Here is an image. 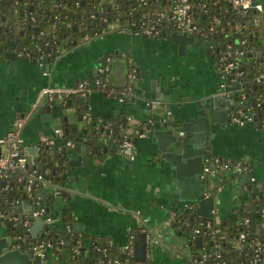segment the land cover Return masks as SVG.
<instances>
[{"label":"crops","instance_id":"crops-1","mask_svg":"<svg viewBox=\"0 0 264 264\" xmlns=\"http://www.w3.org/2000/svg\"><path fill=\"white\" fill-rule=\"evenodd\" d=\"M259 1L263 5L264 23V0ZM16 24L15 21V27ZM72 41H76L75 44ZM196 41L198 44L186 45L185 52L180 53L178 45L166 35H136L108 30L93 37H82L79 32L74 39L65 43L61 56L52 59L49 65L20 58L1 61L0 137L12 127L16 114L32 109L43 86L68 87L86 78L93 81L106 55L125 53L139 71L132 99L120 102L116 96L94 88L85 99V105L97 120H126L125 131L132 135L134 145L133 158L129 159L115 149H106L98 144V153L92 157L89 166L75 168L79 181L73 184L79 193L71 195L70 200L65 198L60 205L55 204L52 197H46L45 207L49 208L47 217L51 219V224L47 231H36L35 237L28 232L30 240L44 239L49 233L58 236L69 226V231L84 247L81 260L85 259V264H115L104 260L107 249L111 255H117V264H132V261H138L133 256H124L122 249L130 237L148 229L155 235V240L152 239L147 245L146 252L152 264H192L188 258L184 232L175 231L169 220L171 212L182 208L181 202H174L179 191L174 188L170 173L155 160L153 153L156 142L150 131H145L144 136H136L133 132L142 124L146 128L149 124L156 125L159 117L174 114L184 104L194 106L195 102L204 103L215 96L225 97L220 87L224 81L223 72L208 44ZM125 76V59L113 57L110 71L112 86H123ZM230 98L225 97L226 100ZM40 105L49 104L41 100L37 107ZM72 108L75 109V106L65 107L68 122L62 125L61 135L54 130V125L58 123L56 118L52 123L44 122V117L35 112L24 125L21 134L30 167L35 164L39 169L42 165L40 152L43 137L53 145L66 137L64 128L68 129L72 138L78 134L72 128H77V131L84 129L86 122H78L74 118L81 114L68 112ZM33 147L37 148L36 158L30 152ZM207 151L217 157L254 162L253 174L258 183L264 182V128L252 124L241 127L232 125L227 115L226 123L211 124ZM244 183L245 178H242L226 181L220 186V191L214 195L215 206L218 207L216 218H232L233 208L244 194ZM49 191L42 186L40 197ZM55 191L50 192L53 195ZM22 193L18 191L16 195L17 205H20ZM25 203L30 201L26 199ZM21 208L25 216L28 209L23 205ZM4 235L9 236L5 221L0 219V237ZM121 255L124 258H120ZM52 263L59 264L56 260Z\"/></svg>","mask_w":264,"mask_h":264},{"label":"trees","instance_id":"trees-1","mask_svg":"<svg viewBox=\"0 0 264 264\" xmlns=\"http://www.w3.org/2000/svg\"><path fill=\"white\" fill-rule=\"evenodd\" d=\"M174 0H144V2H139L138 0H112L106 2L103 0H17V3H14V0H0V13L5 15L7 19L13 18L16 22L25 18L27 19L22 26L24 32V37L26 38V44L20 45L19 47H26L27 50L32 54L31 57L34 58V50L39 46L45 49V43L41 37L33 38L34 36V27L38 26L39 29L45 35L50 36V40L57 41L58 39L65 37H70L74 33L70 28V24L78 23L81 20V27L85 30V34L89 37L98 35L101 32H106L108 30H115L121 32H134L135 30H140L138 25L141 21L150 20L160 16L162 13L161 20V31L158 36H161L162 31L165 32L166 36L173 31L172 28L168 25L170 18V9ZM29 2L28 6H31L26 9L25 15H14V11L18 8H23V5ZM193 10H192V19L193 23L200 29V32L205 34L200 35V33L193 34V38L200 42H208L214 45V51L211 53L214 55V58L219 64V51L223 50L227 44H231L233 47L239 45V40L245 36V33L248 29H252L251 18L253 16V11L247 13H240L237 10L233 9L228 0H190ZM98 6L96 12L97 18L93 21L90 19V14L92 11V6ZM72 15V16H71ZM105 16L107 18L105 27L103 23H99V17ZM219 17L222 21L223 31L217 29L215 32L210 33L209 27L213 23L212 17ZM51 17L54 18L51 21ZM30 19V20H29ZM94 22V26L90 25V22ZM130 22H134L132 25ZM7 24V23H6ZM5 23L0 24V34L4 32L3 28L6 26ZM117 24V25H116ZM236 24L244 25L247 24L248 28L242 30L241 32H236L234 26ZM53 26L50 30L49 27ZM8 26V25H7ZM10 26V25H9ZM79 27V26H78ZM146 27V26H145ZM100 28L101 31L96 29ZM19 31L16 30L15 34ZM6 34V33H5ZM164 35V36H165ZM264 35V32L258 29L254 30L253 36L248 39V45L256 48L260 42L261 37ZM7 36V34H6ZM5 36V37H6ZM163 36V35H162ZM7 40L2 41L0 39V51L6 44ZM54 45V44H53ZM51 43V46H53ZM262 61V56H256L251 51L245 54V61L243 62V88L246 93L247 102L252 103L254 111L256 114L257 121L252 124L257 128L259 126L258 121H264V85L261 82H257L255 77L259 72L260 62ZM98 77V74L94 78ZM228 81V79H224ZM117 88V87H115ZM99 92H104L108 95L111 94L108 91V87L104 89H98ZM261 96L262 103L260 106H256V97ZM133 98V97H132ZM130 98V99H132ZM85 98L81 96H73L68 99L65 103L64 108L68 106V101L71 102L70 105H74L75 109L83 115L87 108H85ZM127 99L125 101H128ZM105 124L109 125L110 131L113 135H116L118 138H129L132 140V135L126 133L125 129L127 127L126 120H110L103 119L97 120L90 112V120L85 123L87 132L97 140L98 144L106 149H117V142L111 140L109 137H101L103 131V126ZM144 131H148L144 124L138 127ZM65 136L68 139L73 140L69 134V131ZM75 136V135H74ZM206 157H216L211 155L209 151L206 153ZM226 158V157H222ZM233 161H236L233 159ZM246 165V169L241 172L237 177L235 173H230L225 175L223 180L220 183V186L226 181L235 180L237 177L239 180L245 178V183L248 184L249 172L248 169L252 168L254 162L250 160H238ZM22 172L19 170H14L8 172L6 175L5 183L8 186L7 190H0V209L1 212H7L11 208V203L15 199V194H18L23 188L24 183H20L19 187L17 179L18 176H21ZM246 191L239 198V203H237L233 208V216L228 219H217L213 221V224L209 227L201 226L200 232L195 234L193 231L194 227H199L200 222L198 215L194 211H184L176 210L174 220L171 221V226L175 231H183L186 239L185 243L189 250V253L200 254L201 252L212 253L207 259H205L202 264H250L248 256L240 252V249H237L234 245V239L242 231H251V219L253 218V224L256 225L254 228V235L257 239H264V228H260L261 223V213H264V189L259 186H254L248 184ZM40 186H36V193H39ZM23 194V193H22ZM41 205L46 209L43 201L41 200ZM47 215V212H45ZM249 218L250 223L248 225L243 224V219ZM7 232L9 236H14L19 234L24 237V241L30 240V238L25 233V228L18 223V221L12 225L7 226ZM212 236L214 237L212 239ZM201 238L200 246L196 245V238ZM45 240L53 243L52 248L46 253V262L48 264H53L52 262L56 260L59 264H80L81 256L85 253L84 247H81L77 243V238L74 236L72 231H67L66 228L58 235L53 236L49 233ZM63 239L65 242L63 245H59L58 242ZM251 239L250 235L244 241L248 242ZM75 246H78L77 254L74 252ZM107 255H105L104 260L118 259L117 255H111L110 250L107 249ZM219 253V257H216L215 253ZM66 257V262H65ZM189 260L190 257L188 256ZM193 264L192 260H190ZM261 261H264V256L261 257ZM141 264H152V262L146 259Z\"/></svg>","mask_w":264,"mask_h":264},{"label":"built area","instance_id":"built-area-1","mask_svg":"<svg viewBox=\"0 0 264 264\" xmlns=\"http://www.w3.org/2000/svg\"><path fill=\"white\" fill-rule=\"evenodd\" d=\"M139 2H144V0H138ZM230 5L233 9L237 10L240 13H247L249 11H253V16L251 18V24L253 26L252 29H248L245 33V36L239 40V45L233 47L231 44H227L226 47L219 51V64L221 71L223 72L224 79H228V81H223L220 85L223 95L225 97H232L236 96L237 99L234 103L233 108L228 113V122L235 126H244L246 124H254L257 121L256 114L254 111V107L252 103L247 102L246 93L243 88V62L245 61V54L251 51L254 55L256 53V48L251 47L248 45V39L253 36L254 30L258 29L264 32V23L262 21V12H263V5L259 0H228ZM14 3H17V0H14ZM25 4H29L26 2ZM92 13L90 14V19L95 20L97 18L96 12L98 6L93 5ZM192 4L190 0H174L171 9H170V18H169V26L172 28L173 31H179L182 33H186L188 35H193L195 33H200V35H205L200 32V29L193 23L192 19ZM162 13L160 16L156 18H152L150 20L141 21L138 25L140 30H135L131 32L136 35H159L161 31V20H162ZM2 14L0 13V18ZM99 24L103 23L106 24L107 18L105 16H100ZM213 23L209 27L210 33L215 32L217 29L223 31L222 21L219 17L213 16L212 17ZM134 25V22H130ZM117 25V24H116ZM146 26V27H145ZM248 25H240L236 24L234 29L236 32H241L244 29H247ZM130 33V32H127ZM86 37H89L85 34ZM264 40V35L261 37V42ZM60 51H62L65 46L62 44L63 41L67 43L70 41V37H65L60 40ZM260 42V43H261ZM210 51H214V45L208 43ZM47 45V44H45ZM39 54L37 55L36 59L41 60L44 59V52L42 47L37 48ZM59 50V49H58ZM18 55H24L28 59H31V53L22 48L18 52ZM119 56L125 59L126 62V76H125V83L120 88L113 87L110 82V71H111V61L113 57ZM262 61L260 62L259 72L256 75L255 79L257 82H261L264 85V52L261 55ZM44 62H40L39 65H43ZM98 77L94 78L93 81L89 79H82L70 85L68 87H60V86H51L45 85L38 91V96L35 103L32 106V109L25 113H18L14 116L12 121V127L0 137V190H7L8 186L5 183L6 175L8 172H12L14 170H19L22 172L21 176H18L16 186L19 187L20 183H24L23 188L20 190L23 192V195L26 196V199L30 201L33 205V216L34 217H43L45 221H50L51 219L45 215V208L41 205V197L39 193H36V186L39 184V181L44 177L43 174L39 172L37 168H31L27 159V155L24 151V141L22 138V129L24 125L29 121L31 118L33 111L37 107L38 103L43 100L45 104H58L60 106H65V103L68 99L73 96H81L82 98L87 97L93 88L104 89L108 87V91L111 94H115L118 101L124 102L127 99H130L135 94V86L139 80V71L132 62L130 56L122 53L121 55H106L101 60V63L98 67ZM96 74V75H97ZM238 85V88L231 91H225L227 86H235ZM261 96L256 97V106H260L262 103ZM83 120L85 122H89L90 120V111L87 108V111L82 115ZM259 126L264 128V121H258ZM145 128L134 129V135L136 136H144L145 135ZM56 134L61 135L59 130H55ZM101 137H109L111 140L117 142V149L116 151L123 156H126L129 159H132L134 156V145L133 140L123 137L118 138L116 135H113L110 131L109 125L105 124L103 126V131L101 133ZM44 144H50L47 138L43 137ZM68 145L72 144L71 141L67 142ZM204 173L207 174L206 179V188L201 193V197L206 198L209 196H213L220 191V183L225 177V175L230 173H235L237 177L244 171L247 167L241 161H233L231 158H222V157H205L204 159ZM249 177H248V184L259 186L264 189V182L258 183L256 180L255 175L253 174L252 168L248 169ZM235 180H239L238 178ZM209 179H216L218 184L214 187H211L208 183ZM3 182V185L1 183ZM248 184H243L244 192L247 190L246 187ZM24 188H26L24 190ZM17 198L13 200L11 203V208L7 212H1L0 209V219L3 221H18V216L12 209L13 205H16ZM181 210L184 211H194V204L190 202H185L181 206ZM218 212V207L214 206L212 213L214 215V220L216 218V214ZM175 211L170 213V222L174 220ZM200 226L194 227L193 231L195 234L200 232L201 226L209 227L211 224L209 221H206L198 216ZM30 219L23 222V227H25V231L29 229L31 225ZM243 224L248 225L250 223L249 218L243 219ZM260 228H264V213H261V223ZM66 230L69 231V226L66 227ZM152 230L145 229L147 234V245L150 244L151 240L155 238L152 236ZM28 234V233H27ZM26 234V235H27ZM250 235L251 239L248 242L244 241ZM133 237H130L128 243L122 249L124 256L128 258H132L133 256ZM14 243L11 244L12 249H18L24 253H30L33 255H38L41 258V264H48L46 262V253L49 249L52 248V244L50 241L42 239L41 241L37 240H28L24 241V237L15 234L12 236ZM214 237L212 236V239ZM155 240V239H154ZM64 240L61 239L58 244L63 245ZM78 243V242H77ZM79 244V243H78ZM234 245L237 249H240V252L244 253V255L248 256L250 264H264V261H261V257L264 256V239H257L255 238L254 231H242L238 234V236L234 239ZM74 252L77 254L78 246H75ZM212 253H205L201 252L200 254H193L189 253L190 260H192L193 264H202V262L207 259ZM216 257H219V253H215ZM148 255L146 254V259ZM111 263H119L117 259L108 258ZM142 262H133L132 264H141Z\"/></svg>","mask_w":264,"mask_h":264},{"label":"water","instance_id":"water-1","mask_svg":"<svg viewBox=\"0 0 264 264\" xmlns=\"http://www.w3.org/2000/svg\"><path fill=\"white\" fill-rule=\"evenodd\" d=\"M31 10V6L27 4L23 5V8L16 9L14 15H20L21 17L25 15L26 9ZM72 16V15H71ZM23 19V21H26ZM30 20V19H29ZM54 18L51 17V21ZM20 20L16 22V27L20 28L17 34L15 31L18 29L14 26L15 20L13 18L7 19L5 15H2L0 18L1 23H7L3 28L4 32L0 34V39L2 41L7 40L6 44L0 51V63L3 59H23L25 61H31L32 63L44 62L49 65L50 61L53 59H58L61 56L60 44L61 39H58L56 42L51 41L49 38L52 35H45L38 26L34 27V36L33 38L41 37L44 42H46L44 52V59L37 60L36 57L39 54L38 50H34L35 57L28 59L24 55H18L20 49L26 47H19L20 45L26 44V38L24 37V32L22 26L24 22ZM81 20L78 23L70 24V28L75 31L78 26L81 25ZM94 22H90L91 26H94ZM8 25V26H7ZM10 25V26H9ZM105 27V24L102 25ZM53 26L51 25L49 29L51 30ZM101 31L100 28L96 29ZM1 31V28H0ZM7 36H6V34ZM71 35V38H75V34ZM80 35L85 36V30L80 31ZM161 35H165V32L162 31ZM6 36V37H5ZM169 37L173 43L178 45L179 52H185V46L190 44H198V42L193 38V36L179 31H172L169 34ZM74 44L76 41H72ZM51 43L53 46H51ZM65 46V41L62 42ZM59 49V50H58ZM264 52V40L259 44L256 49V56H261ZM238 88V85L227 86L225 91H231ZM237 97L234 95L229 100H226L224 96H215L206 102H195L194 106H189L184 104L181 107H178V110L162 117L158 118L157 124L147 125L148 131H150L151 136L155 139L156 146L154 149V157L156 162L165 168L170 177L173 179L174 188L178 192L177 198L174 199V202H190L194 204L195 212L202 217V219L209 221L210 224H213L214 215L212 210L215 206V201L213 196L206 198L201 197V191L205 190V184L207 179V174L204 173L205 163L203 161V156L207 153V143L209 141V134L211 130V124H224L227 122V115L229 111L233 108L234 103ZM162 100V98H161ZM71 102L68 101V105ZM225 105V107H224ZM171 107V104L168 105ZM163 107V104H162ZM87 108V105L85 106ZM180 108V109H179ZM40 114L44 117V122L52 123L56 118L58 123L54 125V130H61L62 125L68 122V115L65 114V108L58 104L54 105H40L36 107L33 113ZM68 112H78L76 109H69ZM79 113V112H78ZM75 120L80 122L83 121L81 115L74 116ZM259 125V124H258ZM74 133H78L72 144L68 145L67 142L70 141L67 137H64L57 141V143L51 144H42L41 145V162L42 165L39 169L36 165H32L31 168H37L43 178L39 181L40 188L43 186L47 189L57 190L51 194L47 192L42 195L43 204L46 205L45 198L52 197V200L55 204H62L65 201L71 199V195L78 194L75 187V183L79 181V173L75 171L77 166L88 167L89 162L92 157L98 153V142L96 139H91V134L87 132V128L84 124V129L77 131V128H72ZM64 134L68 133V129L64 128ZM92 144V146H90ZM91 147V148H90ZM90 148V149H89ZM33 158L37 156V148L33 147L30 150ZM202 177V178H201ZM74 183V184H73ZM3 185V182L1 183ZM26 188H24L25 190ZM40 192V190H39ZM13 194L16 192L14 191ZM22 200L20 205H13L12 209L18 216V223L23 226V222L30 219L32 224L29 226V229L25 231L27 234L31 232L32 236H36V231L42 229L47 231L51 222L45 221L43 217H34L33 216V205L31 203H25L26 196L21 195ZM25 206L28 209L27 214L21 213V206ZM46 212L48 213L49 208L46 207ZM12 221H6V227L9 225L13 226ZM251 230H254L256 225L253 224V218L251 219ZM25 228V227H24ZM149 231L148 233H150ZM152 236H155L151 232ZM41 238H38L37 241H41ZM12 236H1L0 237V264H41V258L38 255H33L30 253L21 252L18 249H12L11 244L14 243ZM196 245L200 246L201 238H196ZM147 252V234L145 232L137 233L134 236L133 243V259L138 262H144L146 260ZM120 258H124L123 255ZM82 264H85L86 260H81Z\"/></svg>","mask_w":264,"mask_h":264},{"label":"rangeland","instance_id":"rangeland-1","mask_svg":"<svg viewBox=\"0 0 264 264\" xmlns=\"http://www.w3.org/2000/svg\"><path fill=\"white\" fill-rule=\"evenodd\" d=\"M103 1L110 2V1H112V0H103ZM208 183H209V185H210L211 187H214V186H216V185L218 184V181H217L216 179H209V180H208ZM217 219H218V218H217Z\"/></svg>","mask_w":264,"mask_h":264},{"label":"flooded vegetation","instance_id":"flooded-vegetation-1","mask_svg":"<svg viewBox=\"0 0 264 264\" xmlns=\"http://www.w3.org/2000/svg\"><path fill=\"white\" fill-rule=\"evenodd\" d=\"M79 28H80V30H79ZM81 30H83L82 27H78L74 34L77 35Z\"/></svg>","mask_w":264,"mask_h":264}]
</instances>
